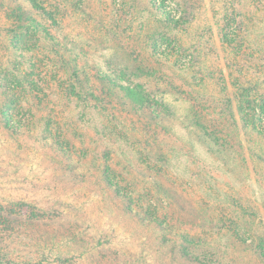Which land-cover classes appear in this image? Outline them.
Segmentation results:
<instances>
[{
    "label": "rangeland",
    "instance_id": "obj_1",
    "mask_svg": "<svg viewBox=\"0 0 264 264\" xmlns=\"http://www.w3.org/2000/svg\"><path fill=\"white\" fill-rule=\"evenodd\" d=\"M0 264H264V0H0Z\"/></svg>",
    "mask_w": 264,
    "mask_h": 264
},
{
    "label": "trees",
    "instance_id": "obj_2",
    "mask_svg": "<svg viewBox=\"0 0 264 264\" xmlns=\"http://www.w3.org/2000/svg\"><path fill=\"white\" fill-rule=\"evenodd\" d=\"M24 23H26L27 25H34L36 26V24H34V22H32V20L28 19L26 21H23ZM127 91H128V94L130 96V98H132L134 101H143L142 97L140 96V94L138 92H136L134 89L130 88V87H127Z\"/></svg>",
    "mask_w": 264,
    "mask_h": 264
}]
</instances>
